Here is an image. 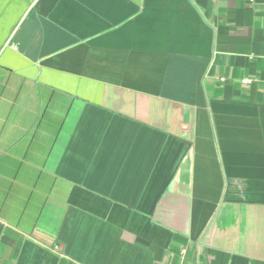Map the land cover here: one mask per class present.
Segmentation results:
<instances>
[{"label": "crops", "instance_id": "1", "mask_svg": "<svg viewBox=\"0 0 264 264\" xmlns=\"http://www.w3.org/2000/svg\"><path fill=\"white\" fill-rule=\"evenodd\" d=\"M0 264H264V0H0Z\"/></svg>", "mask_w": 264, "mask_h": 264}]
</instances>
